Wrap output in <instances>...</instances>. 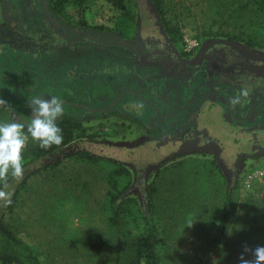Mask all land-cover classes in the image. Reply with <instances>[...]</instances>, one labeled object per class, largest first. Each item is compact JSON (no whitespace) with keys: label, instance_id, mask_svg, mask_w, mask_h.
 <instances>
[{"label":"rangeland","instance_id":"374dc122","mask_svg":"<svg viewBox=\"0 0 264 264\" xmlns=\"http://www.w3.org/2000/svg\"><path fill=\"white\" fill-rule=\"evenodd\" d=\"M22 1L9 2L6 15L11 19L13 31H0V35L8 41H1L0 61L3 63L0 65L4 66L5 63L7 66L10 60L11 46L8 44L12 41L11 35L21 39L27 50L23 51L24 56L19 55L21 60L17 67L22 73L34 74L33 63L36 64L38 77H42L39 80L41 83L36 85L40 87V96L51 90L52 81L56 83L51 76L59 72L62 77L61 70L64 72L66 66L72 74L66 77L64 72L62 79L71 80L72 87L78 89L86 86L87 89L91 87L101 91L112 81L110 77L125 73L126 63H120L122 59L118 56V52L125 49L116 42L102 47L101 42L104 45V42L111 41L106 34L87 33L84 46L78 43L73 45V52L69 54L73 56L71 60L58 57V53L53 55L50 46L56 44V34L52 31H29L30 25L38 20L36 14L31 16V12L20 8ZM249 1L161 0L168 27L177 29L175 32L181 38L178 34L173 33V36L187 45L195 43L199 31H251V37L258 38L260 32L257 31H264V21L253 11L254 7ZM123 4L127 11L122 15L106 0H86L78 9L76 6V10L71 5H66L65 10L70 13L82 12L84 21L90 26L101 25L114 30L110 32L128 34L135 31L138 18L136 9L140 11L141 18H146L148 14L145 0H123ZM147 5L156 12L153 2L147 0ZM153 22L155 20L152 18L147 25L143 19V31L149 27L157 30L152 26ZM7 27L10 28V25ZM160 28L166 31L164 26ZM58 58L61 61L58 62ZM90 70V77L83 78ZM3 85L6 88L5 83ZM11 89L9 86L3 89L0 98L8 101L9 105L12 102L13 110L25 115L20 112L22 109H14L17 105ZM5 111L0 109V116L5 115ZM20 118L24 119V116ZM31 119L32 113L26 115L28 123ZM81 130L75 131V139L69 146L39 159L31 157L30 149L37 143L29 140L23 152L24 178L19 184L10 181L14 203L10 209L0 207V214L5 211L4 222L38 253L41 264H128L129 244L142 231L143 220L137 222L139 229L131 228V224L129 226L124 221L117 226L112 225L108 220L107 199L110 188L107 172L111 171L112 166L101 161L98 164L86 163L70 155L85 151L103 160L114 159L113 162L117 163L131 161L129 153L99 143H89L86 139L89 131ZM110 134L107 140L124 143L120 139L121 133ZM206 161L180 158L168 171L150 181L151 198L143 191L139 196L122 195V198H135L137 206L145 214L152 209V216L164 237L160 249L161 264H240L241 255L249 260L253 258L251 252L245 253L246 247L254 250L257 246H264V175L251 177L264 163L248 170L232 189L236 218L230 227V244L227 248H221L211 246L207 238L214 232L226 191L230 189L215 166ZM123 182L119 183L121 187H129L131 181ZM93 233L101 234L105 242L98 252L91 251L87 245V238Z\"/></svg>","mask_w":264,"mask_h":264},{"label":"flooded vegetation","instance_id":"af4514ba","mask_svg":"<svg viewBox=\"0 0 264 264\" xmlns=\"http://www.w3.org/2000/svg\"><path fill=\"white\" fill-rule=\"evenodd\" d=\"M9 2L0 0V31H13L6 15ZM70 5L76 10V6ZM65 7L61 8L59 0H23L20 5L31 16L36 14L38 22L30 25L29 31L56 34V44L50 46L53 55L58 53V57L71 60L73 45L84 46L85 35L97 32L111 40L104 45L101 42L102 47L116 42L125 49L118 56L127 70L123 75L110 77L112 81L100 91L86 86L73 88L71 80L62 79L64 72L66 77L72 74L66 66L64 72L61 70L62 77L59 72L51 76L56 81L51 83L53 92H43L42 96L62 99L64 115L57 123L78 124L76 130L89 131V143L129 153L131 161H117L131 181L124 193L139 196L143 191L149 195L150 181L180 158L207 160L218 170L230 192L248 170L264 163V31H257L258 38L251 37V31H199L195 43L187 45L176 40L174 31L160 28V15L147 5V0L148 16L141 18L136 9L135 31L128 34L110 32L114 30L101 25L90 26L82 12L70 13ZM152 18V26L157 30L149 27L143 31V19L148 25ZM11 36L10 60L7 66L0 65V92L12 87L17 105L14 109H22L20 112L25 115L11 107V111L0 116V121L17 118L28 123L25 119L31 111L27 110V101L30 96H40V87L36 85L42 77H38L34 63V74L18 70L19 55L24 56L27 48L21 39ZM3 39L8 42L0 35V44ZM91 74L90 70L83 78ZM244 86L248 87L249 96L241 104L231 105L229 100L238 96ZM79 100L87 105L78 103ZM137 103L144 105L140 115L134 107ZM23 116L24 119L20 118ZM110 133H121L124 143L107 140Z\"/></svg>","mask_w":264,"mask_h":264},{"label":"trees","instance_id":"16d2710c","mask_svg":"<svg viewBox=\"0 0 264 264\" xmlns=\"http://www.w3.org/2000/svg\"><path fill=\"white\" fill-rule=\"evenodd\" d=\"M86 0H59L61 8L64 9L66 5L73 4L74 6L81 7ZM112 4L121 15L127 11L123 0H106ZM155 8L157 9L162 25L166 31H174L178 34L179 39L181 35L175 31V28L168 27L162 12L161 0H152ZM249 4L254 7L253 11L257 13L264 21V0H251ZM264 26V23H263ZM62 130L64 137L63 143L60 147L53 146L48 150L41 149L39 145H35L30 149L31 157L39 159L47 155H52L59 150L63 149L66 145L70 144L75 139V130L78 129V124H64L63 122L57 123ZM83 133V131L81 130ZM75 160L92 162L98 164L99 161L112 166L111 171H108V185L107 192L109 217L108 220L112 225L117 226L122 221L125 224H131V228L139 229L137 225L138 220H143L142 231L133 237L129 244V255L127 256L128 264H161L160 249L164 243V237L161 235V229L158 223L152 216V209H149L148 214H145L140 207L137 206V201L131 196L122 198L123 193L127 187H121L120 182L127 180L125 168L116 162L110 160H103L89 152L77 151L70 155ZM150 191V198L152 190ZM14 199L12 198V204ZM12 204L7 207L10 209ZM151 214V215H150ZM5 211L0 214V264H41L39 255L27 243L19 238L14 232L9 229V226L4 222ZM236 218L235 200L230 191H226L224 201L222 203L220 212L217 217V225L214 232L207 238L208 242L213 247L227 248L230 244V227L233 219ZM129 232V231H128ZM104 239L101 234L93 233L87 238L88 248L93 252H98L104 245Z\"/></svg>","mask_w":264,"mask_h":264},{"label":"clouds","instance_id":"9594fccd","mask_svg":"<svg viewBox=\"0 0 264 264\" xmlns=\"http://www.w3.org/2000/svg\"><path fill=\"white\" fill-rule=\"evenodd\" d=\"M248 96V87L244 86L239 95L233 96L229 103L239 105ZM27 107L32 113L30 123L17 118L0 121V207L3 208L12 204L14 190L11 182L19 184L24 178L23 152L29 140L37 143L41 149L48 150L53 146L60 147L64 139L62 130L57 125L58 118L64 115V103L59 96H51L50 99L30 96ZM134 107L137 115H140L144 105L137 103ZM0 109L11 111V106L8 101L0 98ZM191 226L192 224L189 227ZM244 251L251 252L253 258L249 260L241 255L240 264H264V246H257L254 250L246 247Z\"/></svg>","mask_w":264,"mask_h":264},{"label":"built area","instance_id":"2783aa9c","mask_svg":"<svg viewBox=\"0 0 264 264\" xmlns=\"http://www.w3.org/2000/svg\"><path fill=\"white\" fill-rule=\"evenodd\" d=\"M263 176L264 175V166L261 168L257 169L256 172L251 176V177H256V176Z\"/></svg>","mask_w":264,"mask_h":264},{"label":"water","instance_id":"95a60500","mask_svg":"<svg viewBox=\"0 0 264 264\" xmlns=\"http://www.w3.org/2000/svg\"><path fill=\"white\" fill-rule=\"evenodd\" d=\"M120 144H123V142H121ZM119 145V144H118Z\"/></svg>","mask_w":264,"mask_h":264}]
</instances>
